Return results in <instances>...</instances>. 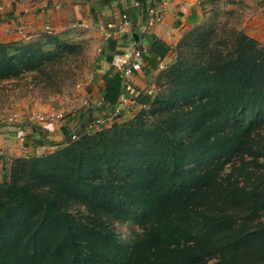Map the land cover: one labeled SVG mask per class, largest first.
<instances>
[{"label":"trees","instance_id":"16d2710c","mask_svg":"<svg viewBox=\"0 0 264 264\" xmlns=\"http://www.w3.org/2000/svg\"><path fill=\"white\" fill-rule=\"evenodd\" d=\"M194 35L165 64L170 89L130 94L150 121L13 161L0 182V264H264V44L229 22ZM73 48L0 42V80L44 72ZM109 73L112 108L122 77ZM116 220L141 231L125 236Z\"/></svg>","mask_w":264,"mask_h":264},{"label":"crops","instance_id":"0c3cea01","mask_svg":"<svg viewBox=\"0 0 264 264\" xmlns=\"http://www.w3.org/2000/svg\"><path fill=\"white\" fill-rule=\"evenodd\" d=\"M226 2L237 7L244 32L264 44V0H48L44 7L34 10L12 4L0 11V42L26 40L45 25L55 31L72 20L89 22L100 30L96 31L100 36L103 32L100 26L106 21L112 20L118 25L121 15L126 14L129 22L112 38H104L101 47L103 69L88 93L91 107L53 117L45 124L29 125V134L24 140L16 138L13 126L0 125V160L5 161L8 156L41 155L47 153L41 148L42 143L58 148L68 143L74 133L81 137L95 130L94 120L105 117L112 109L102 104L105 88L102 77L105 72L110 71V75L116 72L109 60L114 51L134 46L144 50L142 69L131 76L132 89L128 92L132 104L139 105L130 94L137 91L148 94L149 79L159 65L172 60L174 48L185 32L215 5ZM151 6L154 14L148 11ZM19 23L25 24L28 36L16 31Z\"/></svg>","mask_w":264,"mask_h":264},{"label":"rangeland","instance_id":"374dc122","mask_svg":"<svg viewBox=\"0 0 264 264\" xmlns=\"http://www.w3.org/2000/svg\"><path fill=\"white\" fill-rule=\"evenodd\" d=\"M47 1L0 0L2 6L0 11L3 12L12 4L14 7L34 10L44 7ZM67 22L63 27L55 31L46 32L42 28L29 39L9 41L13 45H18L34 40L44 42L51 37L57 42L70 44L74 48L72 51H67L62 59L55 62L53 66L47 67L44 72L28 71L18 77L0 80V125L16 127L20 123L18 120L14 121L12 125L8 124V117L13 114H18L22 119L28 120L32 113L62 116L79 108L87 109L91 107V99L88 93L93 81L103 69L101 47L104 35L100 33V36L96 32H100V30L94 25L91 26L89 22H79L77 20ZM222 22H229L230 25L236 26V28L244 29L237 7L228 5L227 2L226 4H217L190 28L191 31L195 32L192 42H196L197 34L203 29L209 28L210 25L219 26ZM195 27L199 29L198 32ZM200 27L202 28L200 29ZM46 47L53 48L54 45L48 43ZM174 59L175 55L172 61ZM166 68L165 64L159 65L149 79L148 86L150 91L148 94L150 96H155L163 89L167 91L173 85V75L169 77L167 74L169 70ZM127 109L128 112L112 117L113 122L111 123L96 124V129L91 130L88 134L109 128L114 124L125 123L128 120L141 118L150 121L154 117L150 112L151 106L142 107L129 104ZM20 157L22 156H8L7 160H0V182L11 181L10 167L13 161ZM3 166H7L6 171L3 170ZM252 167L257 170V167ZM228 170L229 167L224 170V173L228 172ZM237 210L238 214H240L241 211ZM259 220L264 222V215ZM112 225L117 231L124 232L125 236L129 237H135L138 235L137 232L141 231V228L137 227L133 221L126 223L116 220Z\"/></svg>","mask_w":264,"mask_h":264},{"label":"built area","instance_id":"2783aa9c","mask_svg":"<svg viewBox=\"0 0 264 264\" xmlns=\"http://www.w3.org/2000/svg\"><path fill=\"white\" fill-rule=\"evenodd\" d=\"M1 9L2 6L0 4V10ZM148 11L151 14L155 13L154 8L152 6L148 9ZM128 24L129 22L126 14H122L120 18V23L118 25L114 21L109 20L104 22L103 25L100 26V28L103 31L102 33L104 35V38L109 39L112 38L117 33L118 30L120 29L123 30ZM15 29L20 35L28 36V34L26 33L25 24L23 23L16 24ZM44 30L46 32H51L52 28L49 25H45ZM143 53H144L143 49L134 46V47H130L129 49L114 51L110 55L109 60L111 67L116 72L121 74L122 90L117 105L113 106L109 114H107L105 117L96 118L94 120V124L101 125V124L113 122L112 117L121 115L122 113H124V108L128 107L129 104L133 103L127 95L128 92L132 89V83L130 78L134 73L142 69ZM58 116L60 115L32 113L28 117V120H26V119H22L21 116H19L18 114H13L8 117V124L12 125L14 121L17 120L20 121V123H18L16 127H14V132L16 138L20 140H24L29 134V130L27 131L29 125L47 123L50 120H52L53 117H58ZM77 137L78 136L74 133L71 136V140ZM41 148L43 149L44 152H49L55 150L57 146L53 144L50 145L47 143H42Z\"/></svg>","mask_w":264,"mask_h":264}]
</instances>
